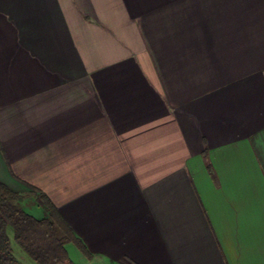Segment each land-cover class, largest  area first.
Masks as SVG:
<instances>
[{
	"label": "crops",
	"instance_id": "1",
	"mask_svg": "<svg viewBox=\"0 0 264 264\" xmlns=\"http://www.w3.org/2000/svg\"><path fill=\"white\" fill-rule=\"evenodd\" d=\"M0 182L74 264H264V0H0Z\"/></svg>",
	"mask_w": 264,
	"mask_h": 264
},
{
	"label": "trees",
	"instance_id": "2",
	"mask_svg": "<svg viewBox=\"0 0 264 264\" xmlns=\"http://www.w3.org/2000/svg\"><path fill=\"white\" fill-rule=\"evenodd\" d=\"M31 194L43 208L42 217L25 210L30 194L16 192L0 182V264H21L13 250L12 234L17 245L37 264H74L66 249L69 242H75L90 256L51 200L35 188Z\"/></svg>",
	"mask_w": 264,
	"mask_h": 264
},
{
	"label": "rangeland",
	"instance_id": "3",
	"mask_svg": "<svg viewBox=\"0 0 264 264\" xmlns=\"http://www.w3.org/2000/svg\"><path fill=\"white\" fill-rule=\"evenodd\" d=\"M24 208L26 211L34 214L37 217L43 216L42 208L40 207L36 197L33 194H30V196L26 200V202L24 204ZM11 238H12V242H13L12 246H13L14 253L17 256V258L19 259L20 263L21 264H37L35 261H33L31 258H29L25 254V252L17 245V243L14 240L13 234H12Z\"/></svg>",
	"mask_w": 264,
	"mask_h": 264
}]
</instances>
